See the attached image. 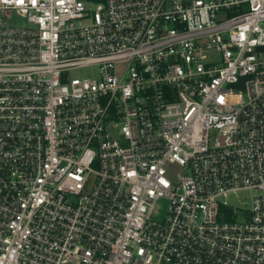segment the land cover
Returning <instances> with one entry per match:
<instances>
[{
    "label": "built area",
    "instance_id": "2783aa9c",
    "mask_svg": "<svg viewBox=\"0 0 264 264\" xmlns=\"http://www.w3.org/2000/svg\"><path fill=\"white\" fill-rule=\"evenodd\" d=\"M0 264H264V0H0Z\"/></svg>",
    "mask_w": 264,
    "mask_h": 264
},
{
    "label": "rangeland",
    "instance_id": "374dc122",
    "mask_svg": "<svg viewBox=\"0 0 264 264\" xmlns=\"http://www.w3.org/2000/svg\"><path fill=\"white\" fill-rule=\"evenodd\" d=\"M5 18H6V21L10 24H16V25H24L25 21L20 18L15 12L13 11H8L5 13ZM81 74L79 73H71L70 77H78L80 76ZM230 203H232L233 205H246V207H249L250 205V193L248 192H238L236 194V196L233 197V195L231 196L230 200H229Z\"/></svg>",
    "mask_w": 264,
    "mask_h": 264
}]
</instances>
